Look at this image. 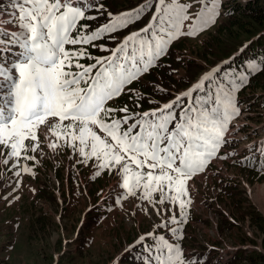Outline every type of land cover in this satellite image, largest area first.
Listing matches in <instances>:
<instances>
[{
    "label": "snow or ice",
    "instance_id": "snow-or-ice-1",
    "mask_svg": "<svg viewBox=\"0 0 264 264\" xmlns=\"http://www.w3.org/2000/svg\"><path fill=\"white\" fill-rule=\"evenodd\" d=\"M158 3L146 27L115 49H105L109 56L96 58L83 45L126 28L147 5L135 13L109 12V22L88 32L89 26L81 21L97 18L87 14L91 4L12 0L10 18L0 19V158L6 168L13 167L17 183L22 173L33 171L20 161L37 159L30 153L40 148L42 135L49 138L47 146L53 151L67 147L120 177L121 198H138L154 205L153 212L171 211L176 205L179 215L186 216L191 203L188 182L203 174L229 144L230 122L240 114L234 93L246 77L220 80V70L215 69L171 102L138 115L127 107H109V101L166 53V45L181 35L196 34V25L181 31L190 5ZM95 7L102 15L104 4ZM210 22L202 11L197 24L207 27ZM86 58L95 62H80ZM250 148L264 154L255 144ZM165 204L167 209L159 207ZM183 222L172 215L162 226L175 235L181 230L170 224ZM137 242L147 244V264H192L181 246L165 235L149 232Z\"/></svg>",
    "mask_w": 264,
    "mask_h": 264
},
{
    "label": "rangeland",
    "instance_id": "rangeland-1",
    "mask_svg": "<svg viewBox=\"0 0 264 264\" xmlns=\"http://www.w3.org/2000/svg\"><path fill=\"white\" fill-rule=\"evenodd\" d=\"M227 1L173 0V7L190 5L186 10L189 20L184 21L181 31L188 32L190 26L196 25L195 35H181L166 45L164 55L170 53L173 62L166 60L163 65L172 66L170 71L175 80L171 77L169 83L164 84L153 79L150 83L155 90L146 95L141 90H133V86L130 91L139 92V95L148 97L149 102L157 103L152 106H162L213 70L226 71L223 62L231 59L233 53L211 62L209 59H213V55L206 56L203 45L210 32L216 30L218 22L224 19L222 10ZM11 2L0 0V19L10 18ZM143 2L147 5L142 13L145 16L152 8V1ZM100 3L104 4L103 12L108 15L107 11H112L109 3ZM94 8L87 10V14L92 15ZM119 10L121 8L114 12ZM202 11L205 18L211 20L207 27L197 24ZM103 21L100 19L92 25L86 19L81 23L88 25L86 31L90 32ZM8 27L14 28V25ZM138 28L132 29L138 32ZM128 35L129 32L119 38L122 41ZM95 46L104 50L111 48V45L102 46L98 42ZM230 51L234 52V48ZM80 62L88 65L95 61ZM192 67L197 74L187 79V72ZM145 77L144 73L131 84ZM128 87L124 91L129 90ZM166 87L167 93L162 90ZM234 95L238 99L240 114L230 122L229 144L221 149L220 158L213 159L203 174L188 182L191 203L186 208L185 217L179 215L176 205L171 211L153 212L154 205L138 198H121L120 177L82 160L67 147L53 151L47 146L49 138L42 135L40 148L30 153L37 159L20 161L22 165L27 162L33 171L22 173L19 183L13 167L6 168L0 158V264H130L131 261H124L125 255L133 249L138 237L149 232L169 236L183 247L184 256L187 261L190 257L192 264H210L200 258L202 253L209 254L207 259L211 264H227L239 247L264 252V227L252 216V212L257 211L264 217V154L250 148L253 144L264 148V90L246 86ZM108 106L115 109L128 107L121 104L118 97L109 101ZM149 107H133L131 112L142 113L154 108ZM117 115L122 113L117 112ZM159 207L167 209L168 205ZM38 215L43 217L41 222L37 221ZM172 215L184 221L170 224V227L181 230L175 235L162 226V222L168 221ZM3 257H8V262H3L6 259ZM135 259V264H141L138 258Z\"/></svg>",
    "mask_w": 264,
    "mask_h": 264
},
{
    "label": "trees",
    "instance_id": "trees-1",
    "mask_svg": "<svg viewBox=\"0 0 264 264\" xmlns=\"http://www.w3.org/2000/svg\"><path fill=\"white\" fill-rule=\"evenodd\" d=\"M104 1L109 3L113 11L112 12L108 10L107 13H117L122 9L135 7L136 5L140 4L143 0H138V3L137 0ZM151 1L152 8L145 16L144 14L142 15L143 12H141L139 19L135 23H130L126 28L119 29L116 32L115 36L111 34V36L115 37L114 39H112L111 36H105L103 39L95 41V43L98 42L100 44L102 43L105 45H112L119 38V35L122 36L125 32L130 30L132 26L139 27L140 25H142L144 22H146L152 9L154 8L155 0ZM146 2H144L142 5H145ZM118 8H121V10L114 12V10ZM139 8L140 6L132 10L131 12L135 13L139 10ZM224 8L225 9L222 10L224 11L222 15L224 19L218 22L215 31L210 32L209 37L206 39L205 44L203 45V53L206 56L213 55V59H209V57H206L211 62H215L218 59H224L226 57H229L233 53L231 59H229L225 63L223 62V66H226L227 69L226 71L219 73V79L225 80L226 76L227 79L245 76L246 78L243 82V85L239 89L240 91L246 86H253L256 89L264 90V0H228L225 3ZM92 12V15L97 17L96 19L89 20L92 25L100 19L106 20L109 18V16L106 15L105 12H103V14L101 15L100 11H98L96 8H94ZM95 43L92 42V44H87L86 46L84 45L90 57H96V55L98 54L109 52L104 49H101L98 46H93V44L95 45ZM181 44L182 43L178 45ZM233 48L234 52H231L230 50ZM166 60L173 62V57L170 53L164 56L162 61L161 59H159L157 64L151 67L147 73H145L146 77L144 78V80H140L139 82L136 81L134 84L131 85V88L133 86V90H141L143 95H146L147 92H152L153 90H155L152 86V83H150L153 82V79L157 81L161 80L164 84L169 83L168 81H170L171 77L172 80H175V78H173L172 76V71H170L172 70V66L163 65ZM82 61L92 62L94 61V59L86 58L82 59ZM159 62L162 63L158 65ZM193 69V67L189 68V71L187 72V79H191L192 77H194V74H197L193 71ZM181 83L184 84L185 82ZM144 89L145 91H143ZM162 90L165 93H167L166 91H168L167 87L163 88ZM132 92L135 91H126L118 97L121 104L128 105L127 108L130 110V113H132L131 110L134 109L133 107H156L152 106L156 105V102H149L148 97L139 95V92H137L136 94ZM168 95H170L169 92ZM164 96H166V94H164ZM138 97H140L139 99L142 100V104L139 103ZM134 113L136 112L134 111ZM136 114L138 115L139 113ZM252 213L254 219L257 220L258 223L264 227V217L257 211ZM42 219L43 217L41 215L37 216L38 222H41ZM138 244L139 245H135L133 249L125 255V262L131 261L130 264H135V258H138V250L141 246L140 243ZM5 258H2L5 259L3 260V262H8L6 260L9 258ZM208 262L210 261L208 260ZM227 264H264V252H260L259 250L255 249L248 250V248L246 247H239L237 249V252L235 251L234 257L231 258V260L227 261Z\"/></svg>",
    "mask_w": 264,
    "mask_h": 264
},
{
    "label": "clouds",
    "instance_id": "clouds-1",
    "mask_svg": "<svg viewBox=\"0 0 264 264\" xmlns=\"http://www.w3.org/2000/svg\"><path fill=\"white\" fill-rule=\"evenodd\" d=\"M245 247V246H244Z\"/></svg>",
    "mask_w": 264,
    "mask_h": 264
}]
</instances>
